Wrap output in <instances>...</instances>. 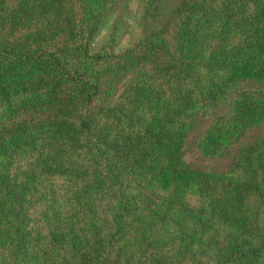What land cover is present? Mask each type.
Segmentation results:
<instances>
[{
	"label": "trees",
	"instance_id": "1",
	"mask_svg": "<svg viewBox=\"0 0 264 264\" xmlns=\"http://www.w3.org/2000/svg\"><path fill=\"white\" fill-rule=\"evenodd\" d=\"M126 1L0 0V264H264V0Z\"/></svg>",
	"mask_w": 264,
	"mask_h": 264
},
{
	"label": "rangeland",
	"instance_id": "2",
	"mask_svg": "<svg viewBox=\"0 0 264 264\" xmlns=\"http://www.w3.org/2000/svg\"><path fill=\"white\" fill-rule=\"evenodd\" d=\"M140 1L141 0H127L123 5L122 9L116 10L111 17L107 20L105 25L95 36L92 44L91 51L95 52L103 46L109 39V33L112 26H115V36L113 43V52L115 54L123 52L125 49L133 45L139 38L140 35ZM176 0H167L164 3L165 10L168 12L175 5ZM125 79L118 87L117 94L121 92L122 88L126 83ZM264 90V87L262 88ZM206 123L198 126L197 131L193 132L189 138L186 147L185 154L183 156V162L189 167L200 171H211V172H225L230 167L231 161L235 153L238 151L239 146H236L231 156L219 160L209 161L203 159L197 152V142L201 133L206 128ZM264 139V125L249 134L247 138L242 142L241 145L251 144L259 140Z\"/></svg>",
	"mask_w": 264,
	"mask_h": 264
}]
</instances>
